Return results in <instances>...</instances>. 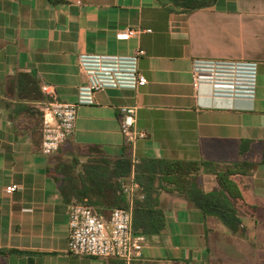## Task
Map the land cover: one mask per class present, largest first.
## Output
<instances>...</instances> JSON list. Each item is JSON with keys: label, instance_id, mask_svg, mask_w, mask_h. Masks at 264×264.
I'll return each mask as SVG.
<instances>
[{"label": "crops", "instance_id": "0c3cea01", "mask_svg": "<svg viewBox=\"0 0 264 264\" xmlns=\"http://www.w3.org/2000/svg\"><path fill=\"white\" fill-rule=\"evenodd\" d=\"M128 29L150 30L120 38ZM148 84L108 89L78 110L74 136L44 156L43 86L63 103L76 104L87 85L85 57H132ZM197 59L258 64L254 101L214 98L193 87ZM138 108L137 127L147 138L129 144L121 108ZM100 153L119 159L211 162L257 166L235 176L248 212L243 235L206 216L184 196L161 190L167 219L161 235H136L142 254L132 264H264V0H218L208 9L176 13L158 0H0V264H126L117 258L72 255L70 206L55 177L60 163L78 170ZM135 165V164H134ZM136 182L133 171L128 185ZM138 185V183L136 182ZM206 192L218 188L201 174ZM17 186L14 194L7 189ZM140 186L134 199L143 198ZM130 205L131 199L129 198Z\"/></svg>", "mask_w": 264, "mask_h": 264}, {"label": "built area", "instance_id": "2783aa9c", "mask_svg": "<svg viewBox=\"0 0 264 264\" xmlns=\"http://www.w3.org/2000/svg\"><path fill=\"white\" fill-rule=\"evenodd\" d=\"M150 30L128 29L119 33L120 38H133ZM143 53L126 58L119 56L85 57L80 61L81 72L87 77V85L79 89L76 104L63 103L52 86H43L46 96L43 105V140L41 151L44 156H53L75 134L78 110L90 105L96 94L108 89L138 90L148 84L139 62ZM258 64L239 60L197 59L193 62V87L200 92L203 85L211 89L214 98L254 101L258 91ZM121 130L126 141L134 145L147 138L137 127L138 108H121ZM138 162L135 161L136 165ZM17 186L7 189L14 194ZM138 189L136 182L125 186L126 195L132 200L128 209H116L109 216L96 212L82 204L70 205L69 252L74 256L91 258H117L132 264L142 254V245L134 232L133 196Z\"/></svg>", "mask_w": 264, "mask_h": 264}, {"label": "trees", "instance_id": "16d2710c", "mask_svg": "<svg viewBox=\"0 0 264 264\" xmlns=\"http://www.w3.org/2000/svg\"><path fill=\"white\" fill-rule=\"evenodd\" d=\"M53 5L68 4L70 0H48ZM170 12L192 13L213 7L218 0H158ZM82 165L76 161L60 163L55 177L61 183L65 202L82 204L97 213L109 216L116 209H128L129 197L125 186L133 171L143 198L133 204L136 235H161L167 226L165 212L158 195L161 190L184 196L206 216L218 218L234 234L243 235V215L249 213L235 176H247L257 165L240 163L220 167L211 162L143 160L134 165L132 156L123 154L112 159L102 153ZM259 165H264V156ZM201 174H214L218 188L206 192L199 184Z\"/></svg>", "mask_w": 264, "mask_h": 264}]
</instances>
